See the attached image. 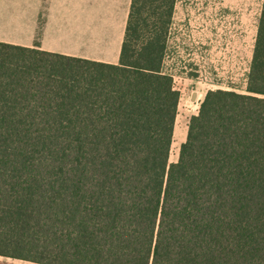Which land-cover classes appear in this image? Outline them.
<instances>
[{
    "label": "trees",
    "instance_id": "1",
    "mask_svg": "<svg viewBox=\"0 0 264 264\" xmlns=\"http://www.w3.org/2000/svg\"><path fill=\"white\" fill-rule=\"evenodd\" d=\"M177 0H132L118 64L0 42V256L264 264V0L245 93L210 90L170 163Z\"/></svg>",
    "mask_w": 264,
    "mask_h": 264
},
{
    "label": "rangeland",
    "instance_id": "2",
    "mask_svg": "<svg viewBox=\"0 0 264 264\" xmlns=\"http://www.w3.org/2000/svg\"><path fill=\"white\" fill-rule=\"evenodd\" d=\"M262 5L263 0H177L165 59L181 92L170 163L177 161L198 113V96L203 100L217 89L246 92ZM0 264L34 263L0 257Z\"/></svg>",
    "mask_w": 264,
    "mask_h": 264
},
{
    "label": "crops",
    "instance_id": "3",
    "mask_svg": "<svg viewBox=\"0 0 264 264\" xmlns=\"http://www.w3.org/2000/svg\"><path fill=\"white\" fill-rule=\"evenodd\" d=\"M131 4L132 0H0V42L118 64ZM193 94L195 101L198 94ZM201 100L198 96L197 108Z\"/></svg>",
    "mask_w": 264,
    "mask_h": 264
},
{
    "label": "water",
    "instance_id": "4",
    "mask_svg": "<svg viewBox=\"0 0 264 264\" xmlns=\"http://www.w3.org/2000/svg\"><path fill=\"white\" fill-rule=\"evenodd\" d=\"M193 97H195V93L193 94Z\"/></svg>",
    "mask_w": 264,
    "mask_h": 264
}]
</instances>
